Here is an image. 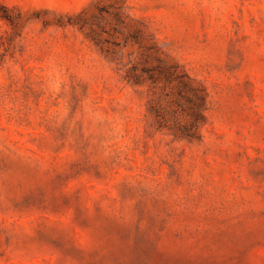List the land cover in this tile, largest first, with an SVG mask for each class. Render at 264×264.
<instances>
[{"label":"rangeland","instance_id":"obj_1","mask_svg":"<svg viewBox=\"0 0 264 264\" xmlns=\"http://www.w3.org/2000/svg\"><path fill=\"white\" fill-rule=\"evenodd\" d=\"M0 5V264H264V0Z\"/></svg>","mask_w":264,"mask_h":264},{"label":"trees","instance_id":"obj_2","mask_svg":"<svg viewBox=\"0 0 264 264\" xmlns=\"http://www.w3.org/2000/svg\"><path fill=\"white\" fill-rule=\"evenodd\" d=\"M0 20H6V21L12 22L11 16H10V11L4 5H0Z\"/></svg>","mask_w":264,"mask_h":264}]
</instances>
